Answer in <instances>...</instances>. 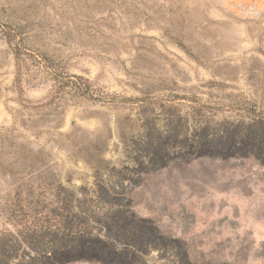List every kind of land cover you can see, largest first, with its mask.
Masks as SVG:
<instances>
[{"label": "rangeland", "instance_id": "rangeland-1", "mask_svg": "<svg viewBox=\"0 0 264 264\" xmlns=\"http://www.w3.org/2000/svg\"><path fill=\"white\" fill-rule=\"evenodd\" d=\"M0 264H264V0H0Z\"/></svg>", "mask_w": 264, "mask_h": 264}, {"label": "trees", "instance_id": "trees-1", "mask_svg": "<svg viewBox=\"0 0 264 264\" xmlns=\"http://www.w3.org/2000/svg\"><path fill=\"white\" fill-rule=\"evenodd\" d=\"M15 41V36L12 34L9 37V42H14ZM19 49H17L16 54L17 56H19ZM69 82L73 83L77 89L83 94V95H87V96H92L89 93V83L88 80L85 79L82 76H75V79H69Z\"/></svg>", "mask_w": 264, "mask_h": 264}]
</instances>
